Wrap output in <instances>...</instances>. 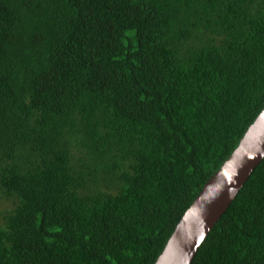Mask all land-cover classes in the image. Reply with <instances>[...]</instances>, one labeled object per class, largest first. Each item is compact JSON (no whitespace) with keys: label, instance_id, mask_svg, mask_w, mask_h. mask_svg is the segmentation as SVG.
Instances as JSON below:
<instances>
[{"label":"trees","instance_id":"obj_1","mask_svg":"<svg viewBox=\"0 0 264 264\" xmlns=\"http://www.w3.org/2000/svg\"><path fill=\"white\" fill-rule=\"evenodd\" d=\"M264 105V0H0V264H153ZM190 264H264V156Z\"/></svg>","mask_w":264,"mask_h":264},{"label":"water","instance_id":"obj_2","mask_svg":"<svg viewBox=\"0 0 264 264\" xmlns=\"http://www.w3.org/2000/svg\"><path fill=\"white\" fill-rule=\"evenodd\" d=\"M264 156V105L184 211L153 264H190L197 248Z\"/></svg>","mask_w":264,"mask_h":264},{"label":"rangeland","instance_id":"obj_3","mask_svg":"<svg viewBox=\"0 0 264 264\" xmlns=\"http://www.w3.org/2000/svg\"><path fill=\"white\" fill-rule=\"evenodd\" d=\"M11 207V203L7 201H0V209L4 210Z\"/></svg>","mask_w":264,"mask_h":264}]
</instances>
